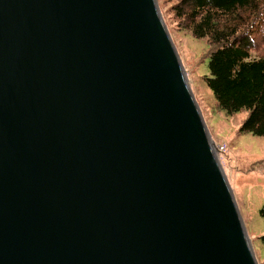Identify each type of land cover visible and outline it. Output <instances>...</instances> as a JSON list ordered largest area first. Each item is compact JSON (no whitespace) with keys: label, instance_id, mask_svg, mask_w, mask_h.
<instances>
[{"label":"water","instance_id":"95a60500","mask_svg":"<svg viewBox=\"0 0 264 264\" xmlns=\"http://www.w3.org/2000/svg\"><path fill=\"white\" fill-rule=\"evenodd\" d=\"M0 264H257L157 0H0Z\"/></svg>","mask_w":264,"mask_h":264},{"label":"trees","instance_id":"16d2710c","mask_svg":"<svg viewBox=\"0 0 264 264\" xmlns=\"http://www.w3.org/2000/svg\"><path fill=\"white\" fill-rule=\"evenodd\" d=\"M167 30L204 40L213 113L242 115L238 136L264 141V0H157ZM171 35V34H170ZM264 219V203L258 212ZM264 251V235L258 238Z\"/></svg>","mask_w":264,"mask_h":264},{"label":"rangeland","instance_id":"374dc122","mask_svg":"<svg viewBox=\"0 0 264 264\" xmlns=\"http://www.w3.org/2000/svg\"><path fill=\"white\" fill-rule=\"evenodd\" d=\"M169 34L210 138L217 148L225 147L216 156L229 183L257 264H264V251L258 239L264 235V219L258 215L264 203V141L248 134H236L242 115L218 116L213 113L212 95L202 81V77L207 75V59L201 61L207 51L204 40L175 30Z\"/></svg>","mask_w":264,"mask_h":264},{"label":"built area","instance_id":"2783aa9c","mask_svg":"<svg viewBox=\"0 0 264 264\" xmlns=\"http://www.w3.org/2000/svg\"><path fill=\"white\" fill-rule=\"evenodd\" d=\"M225 150V147L224 146H219L218 148H217V152L218 153H221V152H223Z\"/></svg>","mask_w":264,"mask_h":264}]
</instances>
